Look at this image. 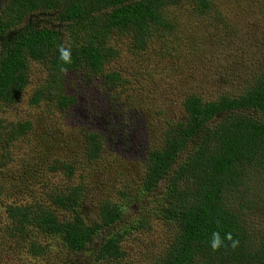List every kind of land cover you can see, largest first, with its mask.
I'll return each mask as SVG.
<instances>
[{"label":"trees","instance_id":"1","mask_svg":"<svg viewBox=\"0 0 264 264\" xmlns=\"http://www.w3.org/2000/svg\"><path fill=\"white\" fill-rule=\"evenodd\" d=\"M6 1L0 0V103H13L29 84V64L41 62L50 79L36 90L32 102L44 98L64 108L77 102L62 87L68 71L84 68L102 77L109 87L127 81L121 71L106 69L120 55L118 34H126L136 52H143L135 61L139 62L156 38L168 39L176 48L170 37L178 38L176 12L191 13L196 22L213 14L217 19L220 13L219 0ZM37 13L56 15L59 25L29 23ZM187 34L191 40L193 34ZM61 46L70 50V62L60 59ZM204 83V76H198V86ZM239 85L211 99H205L199 90L190 91L179 119L147 148L141 194L130 188L119 191L123 202L130 205L152 194L154 213L177 230L155 264H198L202 258L207 264H264V228H250L246 207L251 200L244 198L254 190L247 183L246 170L254 166L264 174V70ZM3 124L0 119V130L5 128ZM31 128V122H22L9 132ZM103 148L99 133L87 135L90 161L99 159ZM76 168L62 160L51 166L53 172L68 175L75 174ZM163 183L165 191L157 195ZM232 188L240 194L236 208L229 200ZM88 192L80 184L51 192L45 201L9 205L8 237L24 240L34 259L50 250L51 244L44 243L49 237L69 251L68 264H125L129 253L126 236L138 226L116 229L126 208L111 200L100 205L99 219L89 223L85 217ZM63 213L68 217L62 219ZM214 232L224 238L217 250L210 246ZM229 234L238 241L235 247L227 239ZM99 237L102 242L95 244ZM44 264L56 263L49 260Z\"/></svg>","mask_w":264,"mask_h":264},{"label":"rangeland","instance_id":"2","mask_svg":"<svg viewBox=\"0 0 264 264\" xmlns=\"http://www.w3.org/2000/svg\"><path fill=\"white\" fill-rule=\"evenodd\" d=\"M219 1L217 19L213 14L196 22L191 13L176 12L178 38L170 36L176 48L170 40L156 38L139 62L135 61L143 52H136L126 34H118L120 55L106 69L121 71L127 81L111 84V88L102 77L84 68L68 71L62 87L77 102L67 108L44 98L37 104L32 102L36 90L47 85L50 76L45 64H29L28 86L13 103H0L5 127L0 130V264H44L49 260L68 264L69 251L57 239L46 238L44 243L51 244L50 250L34 259L24 240L8 237L11 221L7 208L32 200L45 201L51 192L80 184L89 190L85 212L89 223L99 219L100 205L111 200L126 208L123 222L116 229L138 226L126 236L129 253L125 264H155L167 251L177 230L154 213L153 195H144L130 205L123 202L119 191L130 188L141 194L147 148L179 119L190 91L199 90L205 99H211L238 88L245 79L264 70V0ZM29 23L59 25L56 15L39 13L32 15ZM187 31L193 34L191 40ZM164 54L167 56L161 63ZM198 76H204L203 86H198ZM22 122H31L32 128L11 135L10 128ZM89 133H99L104 142L103 154L95 161L87 157ZM58 160L77 166L75 174L53 172L51 166ZM246 172L247 183L254 188L244 197L251 200L246 207L247 221L253 231L261 230L264 174L254 166ZM165 188L163 183L157 195ZM239 198L232 188L229 200L234 208ZM142 222L145 225L139 224ZM101 237L94 243L100 244ZM198 264L207 263L202 258Z\"/></svg>","mask_w":264,"mask_h":264},{"label":"clouds","instance_id":"3","mask_svg":"<svg viewBox=\"0 0 264 264\" xmlns=\"http://www.w3.org/2000/svg\"><path fill=\"white\" fill-rule=\"evenodd\" d=\"M60 59L65 62H70V50L64 48L63 46L60 47ZM227 239L232 240L231 234L227 236ZM238 241L232 240V246L235 247ZM224 244V238L218 232H214L212 234V239L210 242V246L213 250H217L221 248Z\"/></svg>","mask_w":264,"mask_h":264}]
</instances>
